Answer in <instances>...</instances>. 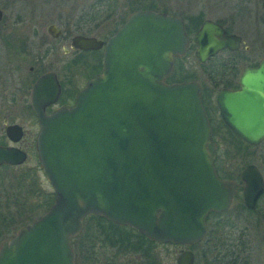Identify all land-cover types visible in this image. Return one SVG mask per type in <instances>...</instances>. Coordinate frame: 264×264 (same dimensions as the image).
Wrapping results in <instances>:
<instances>
[{
    "label": "water",
    "instance_id": "obj_1",
    "mask_svg": "<svg viewBox=\"0 0 264 264\" xmlns=\"http://www.w3.org/2000/svg\"><path fill=\"white\" fill-rule=\"evenodd\" d=\"M53 30L47 28L51 35ZM186 43L180 19L152 11L131 14L104 44L72 37L75 49L102 48V70L72 106L49 115L44 108L57 97L55 85L47 94L52 76L43 75L32 86L36 155L52 202L1 244L0 264H73L70 241L89 215L160 244L189 246L205 236L210 213L228 210L235 185L216 173L200 88L193 81L164 82L172 58L184 54ZM192 43L194 59L203 63L223 48L236 50L239 38L204 21ZM239 85L236 91L217 92L218 118L235 138L257 146L264 138V61L245 70ZM3 132L12 144L23 137L17 124ZM25 160L18 148L0 147V165ZM238 179L242 205L253 211L263 179L252 164ZM192 263L189 250L175 258V264Z\"/></svg>",
    "mask_w": 264,
    "mask_h": 264
},
{
    "label": "rangeland",
    "instance_id": "obj_2",
    "mask_svg": "<svg viewBox=\"0 0 264 264\" xmlns=\"http://www.w3.org/2000/svg\"><path fill=\"white\" fill-rule=\"evenodd\" d=\"M203 1L208 3V11L211 16L220 15L223 10H226L223 4L227 0H147V3L142 0H126L124 2L120 0H0V7L5 8V6H10L5 11L13 13V17L18 15L21 18L22 21L17 25L18 30L15 32L20 38H28V43H31L32 37L30 30L34 31L38 27L44 29L46 23L55 24L63 32L68 33L69 36L79 33L103 38L107 36L108 33L106 34V32L112 24V20H119L136 9H141L142 7L158 9L159 6L162 8L168 5L169 8L183 11L179 13L180 15L187 16L185 15L188 11L187 4L191 5L192 12H199L203 8ZM201 6L202 8L199 9ZM84 14L86 16L89 14L95 15L99 19L105 18V20H108L109 17L111 19L105 22L103 21L98 29L93 30V25L85 29L78 26V23H80L78 19ZM235 21L237 30H242L239 27L244 26L247 20H244L243 24V18L239 15ZM32 22H36L38 25ZM258 31L260 32L257 34H248L246 30L243 31L246 40L252 43L253 55L260 52L258 48L264 43V34L262 33L264 29ZM29 34L30 36L28 37ZM192 54L193 52L190 51L178 59L177 64L179 68L177 73L179 76L195 80L200 84L203 95H210L212 102L216 90H218V88L213 86L214 81L222 74L224 67L222 60L228 57L225 53H221L212 62L198 65ZM260 54L263 55L264 52H260ZM0 55L2 58L4 57L3 51H0ZM233 57L238 58V54H234ZM229 58L231 57L229 56ZM25 59H22L20 62V66H22V70H20L21 76L25 74L23 72L30 65V62ZM0 60H2L1 57ZM1 67L2 63L0 61ZM235 69L237 71L238 67ZM5 82V79H1L0 88ZM77 82L79 86L82 83L79 78ZM23 88L22 86L21 90ZM29 102V95H0V127L1 119H5L8 124L20 125L25 132L24 140L26 141L35 138L38 132L34 117L29 110ZM211 126L214 131L212 135L213 142H215V153L217 147L219 148L218 151L223 152L221 161L223 173L231 175V177H237V180H229L234 183L235 191L228 210L219 217L212 216L207 225V231H209V235L207 234L208 237L205 236L200 244L190 247L189 250L194 253V264H206L210 251L207 247V238L209 236L218 237V239L215 237L213 239L214 245L212 250L214 252H224V245L230 242L235 246H233L234 248L232 250L238 251L239 247L236 248V246L242 241L246 251H248V255L245 257L248 263L264 264V191L256 202L255 210L247 211L242 205V184L238 179L240 171L246 165L253 164L260 171L264 182V143L258 147H249L243 145L241 142L237 143L233 141L226 134V131L218 126L217 118L214 114L211 117ZM28 151L30 154L22 165L12 168L6 167L0 170V186L3 187L5 194L3 207L4 217L6 218V213H8V217L11 219L9 228H4L6 223L5 219L4 225L0 229V246L5 240L15 235L18 229L38 218L46 211L41 205L38 206L36 211H29L22 208L27 203L37 204L35 202L37 198L26 199L24 191L28 186V182L24 183V187L17 186L16 181L21 179L20 177L23 176V173H28L29 176L34 175L37 178L38 187L42 192L52 193L41 171L36 153L32 149H28ZM19 182L22 183V181ZM99 237L101 235L96 227L95 221L91 219L83 220L79 239L75 241L74 245L77 247L79 253L82 251L95 253L96 241H98L97 238ZM125 239H129L133 243L130 249L129 247L127 248V250L129 249V253L132 254L133 260L140 253L147 257L148 262L156 259L157 261L160 260L162 264H175V258L180 252L179 250H182L171 243L154 245L147 241L137 239L132 234L125 237ZM103 243L104 250H102L108 253L110 251L108 249L109 243L105 241ZM121 259L123 260L124 257L119 256L118 261Z\"/></svg>",
    "mask_w": 264,
    "mask_h": 264
},
{
    "label": "flooded vegetation",
    "instance_id": "obj_3",
    "mask_svg": "<svg viewBox=\"0 0 264 264\" xmlns=\"http://www.w3.org/2000/svg\"><path fill=\"white\" fill-rule=\"evenodd\" d=\"M120 1L124 2L126 0H120ZM142 1L147 3V0H142ZM146 3H142V4H146ZM202 3L204 5L203 8L202 6L199 8V9L202 8L199 12H192L191 11L192 8L190 7L191 5L187 4L186 6L188 8V11L187 13H185V15L187 16L180 15L179 13H182L183 11L169 8L167 4H166L167 6H163L162 8L159 6L158 9L156 8L149 9L148 7L146 8L142 7L141 9H136L135 11H132L127 16H124L119 20H112V24L109 26L106 32V34L107 33L108 34L103 38H99L95 36H87L86 34H79V33L69 36L68 33L63 32L55 24L46 23V27L44 29L37 26L38 28L35 29L34 31L30 30V34L32 37L31 43H28V38H20L19 36H17V33L15 32L16 30H18L17 25H19L20 22L22 21L21 18L18 15H15L13 17V13L5 11L6 9H9L10 6H5V8L0 7V51H3L4 53L3 58L0 55L2 59L0 60L2 63V67L0 68V72L2 74V76H0V81L1 79H5L6 81L5 84L1 85L0 95H29V99H30V96L32 95V86L36 83V81L43 75H51L55 84L49 81L47 94L48 95L52 94L54 90L53 85H55L57 88V93H56L57 97H56V101L53 104L44 108V114L49 115L59 109L69 108L70 106H72L76 94L85 86V84L90 79L98 76L101 73L102 55H103L102 48L99 50H87V51L73 48L71 46V39L73 36L92 37L95 38L96 40L101 41L104 44L106 40L110 36H112L118 28H120V26L128 19V17L131 14L139 11H152L156 13L165 14L168 16H174L181 20L185 34L187 36V43L183 54L185 55L190 51L194 53V51L196 50V45L192 43V36L196 33V31L199 29V27L202 25L204 21H210L211 23L219 26L223 30L225 36H235L239 38V43L236 50L232 51L227 48H223L217 54L209 57L203 63H199L195 60L198 65H203L212 62L213 59H215V57H217L221 53H225L228 57L227 59L222 60V65L224 66L222 74L216 81H214L213 86L218 88V90H216L213 101L211 102L210 95H206V96L203 95L200 84H198L195 80L176 79L179 78L176 75L179 68L177 62L178 59L183 55L175 56L172 58V69L170 75L167 78H165L164 82L167 84H171V83H182L187 81H193L198 84L200 88L202 107L204 109V112L208 120L211 140L213 141L212 134L214 133V131L212 129L213 125L211 126L212 114L216 115L218 126L228 132V130L222 125V123L218 118V112L215 105V96L217 92L219 90H227L230 92L239 90L240 89L239 78L242 75V73L247 69L258 68L260 63L264 61V54L263 55L260 54V52H264V43L261 44L258 48L260 52L253 55L252 54L253 48L251 46L252 43L251 41H247L245 34H243V31L245 30L246 33L248 34L250 33L257 34L260 32L258 30L264 29V0H227L223 4V7L226 10L225 11L223 10V12L220 15H216V16H211L209 14L208 11L209 5H207L208 3L204 1ZM239 15H241V17L243 18V24H244V20L245 21L247 20L244 26L239 27L242 30H237V25L235 21V19H237ZM110 19L111 18L109 17L108 20ZM78 20L80 21V23H78V26L80 28L86 29L93 25L94 27L93 30L98 29L101 23H103V21L104 22L108 21L105 20V18L99 19L96 18L95 15L86 16L85 14L82 15ZM32 23L38 25V23L36 22H32ZM50 26H53L54 28L52 32L53 35L49 34L47 31V28ZM262 33L264 34V31H262ZM30 34L28 35V37L30 36ZM253 39L255 40L254 37ZM234 54H238V58L233 57ZM229 56L231 58H229ZM26 57L27 59H25ZM22 59H25L28 62H30V65L27 66L26 71L23 72L25 73L23 76H21L20 73V70H22L21 68L22 66H20V62ZM236 67H238L237 71L235 69ZM173 76H175L176 78L171 79ZM78 78L80 79V82H82L80 86L78 85L77 82ZM22 86L24 87L23 90H21ZM208 96L209 98H207ZM29 110L34 117L35 124L37 125L35 115L30 106V102H29ZM7 125H12V124H8L5 119H1L0 147L18 148L19 150L25 153L26 158H28V155L30 154L28 149H32L36 153V149H35L36 136L30 141L24 140L25 132L22 129V127L19 125L22 129L23 137L17 143L12 144L6 139L3 132L4 127ZM240 142L243 145L249 147H258L262 143H264V138L260 141V143L257 146H250L244 144L242 141ZM6 167L12 168L17 166L0 165V170ZM4 202H5L4 190L3 187L0 186V229L4 225V221H5L4 212H3ZM208 233L209 231H207V227H206L205 236H207ZM79 234L70 241V247L74 254L72 260L73 264H162L160 260L157 261L156 259L152 260V262H148L147 257L143 256L140 253H138L137 256H135V259L133 260L131 256L132 254L129 253V249L132 247L133 243L129 239L128 240L124 239L123 245L120 247H118L117 245L112 246L111 244H109L108 249L110 251L106 253L105 251H103L104 239L101 233L100 235L102 238L99 237L97 238L98 241H96L95 253L88 251H82L79 253L77 251V247H75L74 245L75 241L79 239ZM205 236L203 237V239L205 238ZM214 237L218 239V237L216 236H209V238H207L208 242L206 241L208 245L207 247L210 250L209 255L207 256L206 264H249L247 259L245 258L248 255V251H246V248L242 241L238 243V246H236V248L239 247L238 251L232 250L235 246L232 245V243L230 242L229 244L224 245L225 246L224 252H214L212 250L214 245L213 242ZM149 240L151 242H149L148 240H143V241H147L154 245H164V244H159L151 239ZM200 242H202V240L189 246H182V245H175V246L179 247V249L182 250H189L190 247L200 244ZM128 247L129 249L127 250ZM189 251L192 252L191 250ZM192 254H193L192 264H194V253L192 252ZM119 256L124 257V259L118 261Z\"/></svg>",
    "mask_w": 264,
    "mask_h": 264
},
{
    "label": "trees",
    "instance_id": "obj_4",
    "mask_svg": "<svg viewBox=\"0 0 264 264\" xmlns=\"http://www.w3.org/2000/svg\"><path fill=\"white\" fill-rule=\"evenodd\" d=\"M91 15V14H89ZM176 75L179 78H176L175 76H173L171 79L176 78L177 80H189L186 77H182L179 76L178 73H176ZM226 134L229 136L230 139H232L233 141L240 143V141L238 139H236L232 134H230L229 132L226 131ZM218 147L215 153V158H214V167L216 170V173L218 175L219 178L224 179V180H237V177H231V175H227L225 173H223V166H222V155L223 152L222 151H218ZM21 179L16 181L17 186H21L24 187V183H27V187L24 191V193L26 194V199H32V198H37V200L35 201L37 204H33V203H27L26 205H23L22 208H25V210H31V211H36L38 206H43L45 209H47V207L51 204L52 202V193H46V192H42L39 187H38V182H37V178L32 175L29 176L28 173H23V176L20 177ZM19 181H22L19 182ZM23 185V186H22ZM20 187V188H21ZM38 201V202H37ZM33 204V205H30ZM24 210V211H25ZM21 213V211H20ZM23 213V212H22ZM225 213V212H224ZM224 213H210L207 217H206V227L208 225V221L212 216H220ZM6 223L4 225V228H9V224H11V219H9L8 217V213H6ZM87 219H91L93 221H95L96 227L98 228L99 232L101 233V235H103V239L105 242H108L109 244L113 245H117L118 247L123 245V240L125 239V237L129 236V235H133L135 236L137 239H141V240H148L149 242H151L149 239H147L144 236H141L139 234H137L134 230L128 228V227H123L120 225H116L113 223H110L102 218L96 217V216H92L89 215L87 216L84 220ZM126 240V239H125Z\"/></svg>",
    "mask_w": 264,
    "mask_h": 264
}]
</instances>
